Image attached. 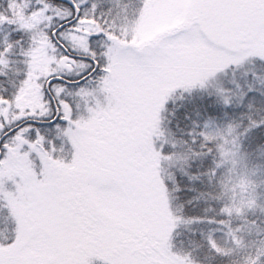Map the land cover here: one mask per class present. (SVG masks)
I'll use <instances>...</instances> for the list:
<instances>
[{"label":"snow or ice","instance_id":"6c2138e0","mask_svg":"<svg viewBox=\"0 0 264 264\" xmlns=\"http://www.w3.org/2000/svg\"><path fill=\"white\" fill-rule=\"evenodd\" d=\"M0 264H264V0H0Z\"/></svg>","mask_w":264,"mask_h":264}]
</instances>
